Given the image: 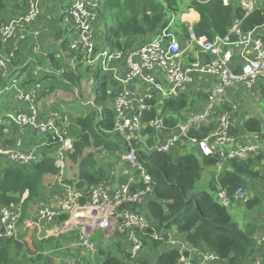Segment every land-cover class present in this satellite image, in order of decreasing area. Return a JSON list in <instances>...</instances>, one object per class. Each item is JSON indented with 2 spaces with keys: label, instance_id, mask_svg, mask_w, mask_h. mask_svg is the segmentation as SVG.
<instances>
[{
  "label": "built area",
  "instance_id": "built-area-1",
  "mask_svg": "<svg viewBox=\"0 0 264 264\" xmlns=\"http://www.w3.org/2000/svg\"><path fill=\"white\" fill-rule=\"evenodd\" d=\"M242 6L247 17L258 4L255 0H242ZM100 7V0H70L63 17L70 40L62 54L86 68H98L110 78L109 95L115 115V131L128 146V150L121 154L122 160L134 171L129 176L128 169L123 170L124 181L102 182L89 188H80L76 182L70 181L67 156L75 136L70 130L73 123L69 115L56 105L44 108L40 104L44 92L42 82L25 83L22 66L11 65L17 52L16 45L32 37V25L42 18V0H28L24 14L0 27L2 40L13 44L9 52L0 53V94L10 93L16 101L14 112L7 115L8 120L0 121V125L15 123L37 138L42 137L34 143H27L19 137L13 146L0 138V161L31 166L43 158L39 154L43 151L54 158L58 168L49 187L55 197L41 202L40 207L37 204L36 213L29 214L25 225L29 228L51 226L65 216L66 219L61 221L62 233H76L77 245L89 253L86 260L79 254H71L74 252L72 242L60 243L56 252L59 257L62 254L70 257L68 264H102L98 245L88 231L92 225L115 235L113 246L123 251L124 264H142L141 251L147 241L157 243L165 250H178L181 256L175 264H215L219 260L215 252L191 246L186 240L182 243L171 235L173 228L159 231L142 211L154 183L138 159V153H171L187 142L196 146L202 155L217 157L218 167L222 168L224 161L245 160L261 152L262 135L250 133L254 140L250 142L240 141L233 133V113L238 111L239 104L233 101L220 111H216L215 106L231 87L252 89L260 81L264 82V21L245 30L244 17L236 20L227 34L213 39L198 37L193 22L184 41L171 30L172 19L160 33L138 48H116L111 53L102 42L103 38L98 41L96 25L100 19ZM46 19L51 16L46 15ZM187 20L191 22L189 18ZM39 66L34 71L37 79L47 70ZM18 70L21 76L14 77L10 86L6 85V80ZM64 72L61 69L56 74ZM197 85L207 90L205 109L198 112L192 104H187L186 108L192 109V113L184 114V108L183 118L177 115L179 120L170 125L167 122L170 116L163 113L166 101L182 95L189 97V90ZM85 106L97 110L92 101L86 102ZM151 112L155 113L149 116ZM201 123H211L212 128L203 130ZM216 199L230 208L236 202L245 203L249 196L244 187L237 188L233 195L220 188ZM22 214L21 203L0 208V244L7 239L22 241L24 233H28L27 229L22 231L19 227ZM255 239L259 252L253 257V263L264 264V229L255 235Z\"/></svg>",
  "mask_w": 264,
  "mask_h": 264
},
{
  "label": "trees",
  "instance_id": "trees-1",
  "mask_svg": "<svg viewBox=\"0 0 264 264\" xmlns=\"http://www.w3.org/2000/svg\"><path fill=\"white\" fill-rule=\"evenodd\" d=\"M18 1L12 5L11 0H0V27L12 17L26 12L28 0ZM52 2L57 3L56 0H42V5L44 7ZM69 4L70 0H67V4L61 6L60 10H65L64 14ZM191 9L200 14L199 21L192 26L196 35L202 39H213L217 35L227 34L233 23L246 15L242 0H228V2L224 0H104L100 7V17L109 15L111 23L104 32L102 42H109L115 49L138 48L167 27L176 12L185 13ZM64 14H61V20ZM263 21L264 4L243 19V28L253 29ZM190 26L189 22L180 23L181 40L188 38ZM67 28L63 19L56 32V39L62 40L59 45L61 49L48 53L43 59L48 60L47 65L52 73L41 72L38 79L34 74H29L25 79V83L29 85L37 80L42 82L43 94H50L61 86L74 90L76 86L81 85L85 76L81 71L82 64L67 65L68 57H63L62 50H67L70 40ZM174 29L172 25L171 30L175 33ZM11 46L13 44L5 43L0 36V53L9 52ZM31 51H34V48ZM60 51L61 59H58L56 54ZM23 56V50L16 52L15 57L11 59V65L20 66L24 63L23 73H26L32 67L30 61L33 62V59L30 60L27 54L24 58ZM39 57L42 56L36 55L35 58L40 65L44 61L39 60ZM61 69L65 72L56 74ZM86 71L89 74L90 68H86ZM110 87L111 81L108 75H104L103 78L98 77L96 103L103 106L102 118L99 112L91 107L85 114L77 115L74 120L77 129L74 132V142L68 152L67 162L74 176L70 181L76 182L80 188H89L102 182L114 183L118 179L125 180V177L121 176L123 168L116 172L114 163L108 160H104L105 163L101 161L105 155L116 154L115 164L119 161L123 162L121 154L128 150L125 140L115 131ZM199 97L201 100L206 99L205 95ZM187 104L188 98L185 95L166 101L163 113L170 116L167 119L170 125H175L179 118H183L182 111ZM154 113H149V116ZM246 128L250 132L259 133L261 123L255 117H250L246 121ZM194 133L199 135L198 132ZM24 136L26 138L29 136L28 129L24 127L15 123L0 125V138L5 140L7 145H15L17 139L19 137L24 139ZM39 154L43 158L31 166L0 161V208L21 203L24 213L22 222L33 212L36 204L48 201L54 193L49 187L56 178L58 168L54 164V158L49 154L43 151H39ZM138 159L144 164L154 183L153 195L147 199L142 211L159 231L166 232L176 227L185 235L189 245L215 252L219 256L215 264H254L253 257L259 252L254 233L256 228L262 231L264 223L258 224L252 221L248 223L246 229L241 228L234 221L229 208L221 205L214 193L220 188H225L230 195H233L239 187H244L247 191L246 187L254 179L261 177L264 181V173L261 174L257 167L264 165V153H257L245 160L229 161L230 168L222 170L219 174L212 172L208 183L209 189L201 191L196 189V185L201 180L206 167L217 165V157L204 155L199 157L188 153L176 158L172 153L167 152L148 154L139 151ZM261 203H263L261 197L249 195V199L244 204L248 209H252ZM65 219L66 217L62 216L58 221L61 223ZM28 233L32 234V229ZM28 233L23 235L22 241L7 239L0 244V264H20L21 254L33 255L35 250H39L35 244L33 248L26 241H29L26 237ZM180 256L178 250L167 249L160 253L155 264H175ZM27 261L29 264H37V261L50 264L42 254L35 258L30 257ZM105 264H124V262L117 257L109 256Z\"/></svg>",
  "mask_w": 264,
  "mask_h": 264
},
{
  "label": "rangeland",
  "instance_id": "rangeland-1",
  "mask_svg": "<svg viewBox=\"0 0 264 264\" xmlns=\"http://www.w3.org/2000/svg\"><path fill=\"white\" fill-rule=\"evenodd\" d=\"M257 3V0H255ZM262 1L264 0H258V4H260ZM19 2L18 0H11V4H15ZM104 2V0H100V4L102 5ZM46 11V12H45ZM188 13V12H185ZM183 12V14H185ZM51 16V19H48L49 21L54 20V26L52 27L51 30H49V28L44 27L46 25L45 22H42L41 25H38V28L34 29L32 26L31 29V36L34 38V40L36 41V44L33 42V45H36V47L40 48L41 51H43V55L42 57H39V60H43L44 57H47V54L50 52H54L55 49H50V46L47 47L46 46V41L51 42L52 44H56V41H58L57 43L60 44L62 40H57L56 39V32L58 30V24L61 22V19L59 17V14L57 15V17H53V15L55 14V12H49L46 10V8L43 7V13L42 16L45 18L46 20V15ZM182 12L178 11L175 14V17L172 18L174 23V31L176 33L177 36H179V32H180V20L182 18ZM18 17V16H17ZM17 17H12L11 19L17 18ZM10 19V20H11ZM171 19V20H172ZM191 20V18H189ZM9 21V20H8ZM188 22V21H187ZM195 22V20H192V22L189 23H193ZM111 23V19L109 15L103 16L101 21L99 22V27L104 30H106L107 26H109ZM196 23V22H195ZM194 23V24H195ZM55 30V33H54ZM50 31L52 32V34H50ZM35 33H38L37 35ZM22 43L24 42H20V47L22 45ZM107 46V49L113 53L115 48L113 45H111L109 42L105 43ZM25 45V44H24ZM17 53H19L20 51H22L21 48H19L17 45ZM31 48H34L33 46H30ZM66 51V50H65ZM57 52V51H56ZM22 53V52H21ZM26 50L23 53V58L26 55ZM41 55V53H40ZM61 51L58 52L56 54V57L58 59H61ZM36 61V60H35ZM43 63H40L42 65H47V59L43 60ZM32 64V67L29 69L28 72L25 73L24 76H22L23 78H27L29 74H34L35 68L39 66L38 62L36 61V63L33 61H30ZM23 64V63H22ZM67 65L70 64H76L77 63L71 58L69 57L68 60L66 61ZM34 67V69H33ZM40 68L45 69L44 67H42L41 65L39 66ZM80 68V67H79ZM83 69H81V71L83 73H85V76L83 77L82 81H81V85L76 86L75 89H70V88H66L65 86H61L59 87L57 90L51 92L50 94H43L41 96L40 99V104L44 106V108H48L49 106L52 105H56L59 109H61L62 111H64L65 113H67L70 117V120L73 124H75L74 120L77 117V115H83L88 111V107L85 106V103L88 101H92L96 104V108L99 111V115L100 118H102V110H103V106L101 104H97L96 103V98H97V86H98V77L103 78L104 77V73L99 70L98 68H93L90 69V73L88 74V72L86 70V67L83 65L82 66ZM21 76V71H16L12 76H10L7 80H6V85L10 86L12 83V79L14 77H19ZM264 84L263 81H260L255 87H253L252 89H247L246 87L242 86V87H235L237 89H239V92L241 94L240 97L234 95V94H230L231 92H233V89H227L224 97L227 100L230 101H237L238 104L240 105V109H239V117L242 118L244 120V122H246L250 117H255L256 119L259 120V122L261 123V130L259 132V134H261L264 138V87H262V85ZM234 88V87H231ZM9 92V91H8ZM191 98V103L194 104V107L196 108V106H201L203 102H201L202 100L198 98L197 94H191L190 96ZM15 100L13 99L12 94L4 92L2 94H0V121L4 120H8L7 119V115L9 113H13L14 112V107H12V103ZM219 102H217L216 106H215V110L216 111H220L221 109L218 108V104ZM15 105H16V101H15ZM202 108H204L203 106H201ZM186 108V106L184 107ZM205 109V108H204ZM202 111V110H200ZM186 113V110L184 111V114ZM243 114V117H242ZM253 115V116H252ZM5 124H8V122H4ZM72 124V126L70 127V130H72V133H74L77 129V126H74ZM76 125V124H75ZM35 136V135H34ZM73 138V136H71ZM263 146V152L264 153V139L263 142L261 143ZM177 149V151H176ZM174 148L172 150V152L175 155H182L185 153L189 152V148H182V145H179L177 148ZM98 152V151H97ZM99 153V152H98ZM172 153V154H173ZM49 154V153H48ZM173 154V156H174ZM116 154H108L105 155V158H101L102 156H100L101 161L104 162L105 161H109L110 163H114V167L116 166V172H119V170L121 168H123L124 170H126V164H124L122 161H119L115 164L114 160L116 159ZM176 157V156H174ZM105 163V162H104ZM71 167V166H70ZM73 167V166H72ZM113 167V168H114ZM115 169V168H114ZM129 170V176H131L134 171L132 168H127ZM222 168H216V172L222 171ZM261 174L264 173V165H260V168L258 167ZM214 170L210 167H206L203 174H202V178L201 180L198 181L197 185H196V189L201 191V190H208V183L211 179V173ZM252 186V187H251ZM247 188V192H248V196L250 195L251 197H255V196H259L262 198L263 203H261L260 205L256 206L255 208L252 209H248L246 207V205L244 203L241 202H236L234 203V205L232 207L229 208V211L234 219V221H236L239 226L241 228L246 229V226L248 225V223L254 221L257 222L259 224V222H263L264 223V181L263 178L259 177L257 179H254L252 181H250L249 185L246 187ZM55 194L52 193L51 196L49 197V200H51V198L54 196ZM214 196L216 197V193H214ZM42 203H39L38 206L36 204L37 207H40ZM37 207L33 208V213L35 214L37 211ZM24 214V213H23ZM28 217V216H27ZM26 220L22 223V220L19 223V227L20 230L22 229V231L24 229H27L28 232L30 229H32V234L28 233V236L26 235V237L29 239L26 240L29 245L33 248H35V245L39 248V250H35V254L33 255H29V254H21L20 258V264H29V261H27L28 259H30V257H37L39 256V254H42L44 257L47 258L48 256V252H50V250L53 249V247H55V245L58 242H61L62 239H57V238H53L52 240L46 236V232L45 229L47 227L50 226H38L37 228H29L27 227V225H25ZM52 226V225H51ZM44 228V229H42ZM42 229V230H41ZM49 229H55V227H50ZM260 229L258 230L256 228L254 236L257 235L259 233ZM25 234V233H24ZM25 237V238H26ZM97 237H99V235H97ZM50 240V243H48V240ZM95 241H100L101 239V235L100 238H93ZM35 244V245H34ZM43 246V247H42ZM117 249V247L114 245L113 246V250ZM118 258V257H117ZM37 264H44L43 263L37 261Z\"/></svg>",
  "mask_w": 264,
  "mask_h": 264
},
{
  "label": "crops",
  "instance_id": "crops-1",
  "mask_svg": "<svg viewBox=\"0 0 264 264\" xmlns=\"http://www.w3.org/2000/svg\"><path fill=\"white\" fill-rule=\"evenodd\" d=\"M56 1H57V3L52 2V3L48 4V5H44V8H46L47 11H49V12H55V14L53 15L54 18L57 17L58 14H59V17L61 16V14L62 15L64 14V11L65 10L61 11L60 8H61V6L63 7V6H65L67 4V0L66 1L56 0ZM263 4H264V1H262L260 4H258V7L259 6H262ZM189 17H191V22H192V20H195V22H197L200 19V14L197 11L191 9L188 13H185V15L184 14L182 15V18L180 20V23L187 22L188 21L187 18H189ZM101 19L102 18L100 17V19H99V21H98V23L96 25L98 41H101V38L103 37L104 32H105L104 29L101 30V28L99 27V22L101 21ZM54 20H52V21H49L47 19L45 20V18L42 16V18L39 21H37L32 26H33L34 29H36V28H38V25H41L42 22H45L46 25L44 27H47V28H49V30H51L52 27L54 26ZM60 23L58 24V28L60 26ZM54 33H55V30H54ZM50 34H52L51 31H50ZM68 35H70V33ZM175 35H176V33H175ZM179 37H181V36H179ZM57 40H59V39H57ZM185 40L186 39H184V41ZM33 42H35V44H36V41L34 40V38L30 37L27 41H25L24 43H22L21 47H20V43H19V46L18 47L23 50V53L26 50L27 57L30 60L33 59V61L36 63V61H38V59L35 58L36 55L42 56L44 53H43V51H41L40 48L36 47V45L34 47V51H31L32 48L30 46L32 45ZM57 42L58 41H56V44H52L51 42L46 41V46L47 47L50 46V49H55L54 52H56V51H58V50L61 49V47L59 46L61 43L58 44ZM40 53H41V55H40ZM40 65L42 67H44L45 69H47L45 72L50 71L49 65H42V64H40ZM20 66H22V69L25 68V64L24 63L22 65H20ZM42 73H44V72H42ZM24 75H25V73H23V76ZM230 89H233V92H231L230 94H234V95H236L238 97L241 96V94L239 92V89H237L235 87L234 88H230ZM189 91L191 92L192 95L193 94H197L198 95L197 100L199 99V101H200V98H201L199 96L200 95H205L206 99L201 101V102H203L201 106H204L205 102L207 101V90L206 89H203V88H200L197 85V86H194ZM224 95L222 96L221 101L218 103L219 104L218 105V108H220V109L229 107V105L231 104V102H233V100L232 101L227 100L224 97ZM190 96L187 97L188 98V101H189L188 102L189 105L192 104L191 103ZM235 102H237V101H235ZM201 106H199V105L196 106V108H195L196 111L199 112L200 110H202L203 108ZM12 107L15 108V101L12 103ZM192 107H194V104H192ZM239 109H240V105H239ZM239 109H238V111H236V112L233 113V117H234V120H235V127L233 129V133H234V135H236L238 137V139L240 141L247 140V141L253 142L254 141L253 140V136L250 133H254V132H250V131L247 130V128H246V122H244V120L239 117V114H238ZM190 113H192V109L186 108V114H190ZM239 113H241V112H239ZM242 117H243V114H242ZM201 128L203 130L211 129L212 128V124L211 123H201ZM5 131H7V128H6ZM28 133H29V136L27 138L24 136V141H26L27 143H31V141H33V143H34L36 141H40L38 138H42L41 136H38V138H37L36 136L33 135V133H31L29 131H28ZM263 139L260 140V143L263 142ZM186 147L189 148V152L188 153H193V154H196L199 157H202V154L199 152V150H198V148L196 146H194L192 144H189L187 142H184L183 145H182V148H186ZM176 151H177V149H176ZM261 152H263V146H262V144H261ZM171 153H173V152H171ZM188 153H185V154H188ZM174 156H176V158H177L180 155H178V154L175 155L174 154ZM217 167H218V164L216 166L210 167V168H212L214 170L213 172H215V174L218 173L215 170ZM257 167L260 168V166H257ZM226 168L229 169L230 167L228 165V162L227 161H224L221 170H224ZM126 169H127V167H126ZM128 172H129V170H128ZM220 172L221 171H219V173ZM68 176H69L68 178L70 180H72L74 178V176L72 174H70V172H69ZM153 191H154V189H153ZM153 191H152L151 194L148 195V198L152 197ZM55 195L53 197H55ZM146 202H147V200H145L144 204ZM50 227H55V229H49ZM50 227H47L45 229V232H46V236L45 237H48L50 239H53V238L62 239L61 242H58L55 245V247H53V249L50 250V252H48L49 254L47 256V260L50 262V264H68L71 261V258L68 257V256H65V254L64 255L62 254L59 257L60 254L58 252H56V249H55L60 243H65L67 241L68 242H72V246L74 247V252H72L71 254H73V255H75V253L76 254H79L82 258H84L86 260L89 258V253L86 252V251H84V250H82V248L79 245H77L76 233L74 234L73 232H70V231H67L65 233H62L61 223L59 221L56 222L54 225H52ZM42 229H44V228H42ZM88 231L92 234V237L93 238H96V239L97 238H100V235H101L100 241H97L96 240V243H97L98 249H99L100 262H102V264H104L106 258H108L109 256L118 257L121 261L124 260L125 255H124V253H123L122 250L118 249V247H117V249L113 250V238L115 237L114 234H112L110 231H106V232L105 231H100V230H98L95 227V225L94 226L93 225L90 226L88 228ZM97 235H99V237H97ZM171 235L173 237H175L176 239H179L182 243H185V240H186L185 239V235L182 234L176 227H173V230L171 231ZM48 238H47V240H48ZM163 251H165V249H163V247L160 246L159 244L152 243V242L147 241L146 242V245H145V248L141 251V256H142V260H143V263L142 264H155L156 263V260L158 259V256Z\"/></svg>",
  "mask_w": 264,
  "mask_h": 264
},
{
  "label": "bare ground",
  "instance_id": "bare-ground-1",
  "mask_svg": "<svg viewBox=\"0 0 264 264\" xmlns=\"http://www.w3.org/2000/svg\"><path fill=\"white\" fill-rule=\"evenodd\" d=\"M189 18H191V17H189Z\"/></svg>",
  "mask_w": 264,
  "mask_h": 264
}]
</instances>
